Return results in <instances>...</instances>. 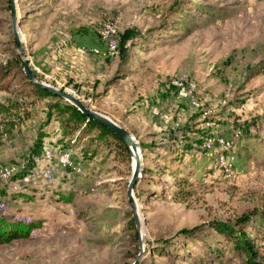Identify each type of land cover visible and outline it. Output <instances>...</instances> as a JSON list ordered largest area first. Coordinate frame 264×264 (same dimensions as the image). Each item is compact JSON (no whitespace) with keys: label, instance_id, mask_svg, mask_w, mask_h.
I'll return each mask as SVG.
<instances>
[{"label":"rangeland","instance_id":"rangeland-1","mask_svg":"<svg viewBox=\"0 0 264 264\" xmlns=\"http://www.w3.org/2000/svg\"><path fill=\"white\" fill-rule=\"evenodd\" d=\"M13 1L32 73L140 147L144 253L129 153L62 137L0 0V264H264V0Z\"/></svg>","mask_w":264,"mask_h":264},{"label":"water","instance_id":"water-1","mask_svg":"<svg viewBox=\"0 0 264 264\" xmlns=\"http://www.w3.org/2000/svg\"><path fill=\"white\" fill-rule=\"evenodd\" d=\"M10 5V19H11V26H12V34L14 38V46L15 49L20 56L23 64V74L28 79V81L32 84H35L39 86L42 89H45L47 92H49L53 96H57L65 101H67L69 104L74 106L81 114L89 117L92 121L106 127L110 132H112L118 139H120L125 147L128 150L129 156L131 158V162L133 160L134 164L130 169V179L127 184L126 189V198L128 206L131 210V218L135 226V230L138 236V247H139V254L137 256V260H139L143 253L144 248L142 245V237H141V226L144 225L145 222L142 217L141 213V206L137 204V199L134 195V189L136 187V184L138 180L142 176V156H141V149L136 144L135 139L131 135V133L122 125L117 123L116 121L112 120L111 118L100 114L96 111L89 110L87 107L84 106V104L78 100L75 96L68 94L66 92H62L42 81H40L31 71L29 63L24 55L23 52V46L22 41L19 37V25H18V17L15 10V5L13 0H9ZM132 264H136V262H133Z\"/></svg>","mask_w":264,"mask_h":264},{"label":"trees","instance_id":"trees-1","mask_svg":"<svg viewBox=\"0 0 264 264\" xmlns=\"http://www.w3.org/2000/svg\"><path fill=\"white\" fill-rule=\"evenodd\" d=\"M24 80L28 83V86L30 87L31 92H33L39 98H46V97L51 96L56 99H60L57 96L51 95L45 89H42L39 86L30 83L25 76H24ZM19 108H20V105L14 101L13 102L9 101L7 102V104L0 103V114L13 115L12 112L15 110H18ZM58 114L63 116L61 120L59 121L61 129H62V133H63L62 137H67L69 138L68 140L71 141L73 139L78 138L79 132H81L82 135L86 137L89 132H92V130L95 129L101 138L105 137L107 139L108 138L112 139V142L110 143H113L117 151L123 150L124 152H126V155H128V150L120 139H118L106 127L92 121L89 117L81 114L79 111H77L72 106H65L64 111L58 110ZM19 121L21 122V120ZM3 126L5 128V133L8 135H11L12 129L14 128V122L13 121L6 122V123L3 122ZM260 217L262 220H264V216H260ZM183 233L187 234L188 232L185 231ZM17 238H19V236L15 232H12V233L9 232L6 235L0 234V244L15 240ZM229 242L235 243V241L232 238L229 240Z\"/></svg>","mask_w":264,"mask_h":264},{"label":"bare ground","instance_id":"bare-ground-1","mask_svg":"<svg viewBox=\"0 0 264 264\" xmlns=\"http://www.w3.org/2000/svg\"><path fill=\"white\" fill-rule=\"evenodd\" d=\"M19 37H20V34H19ZM133 161V160H132ZM133 164H134V162H133ZM143 229V230H142ZM144 231V226L142 227L141 226V237H142V239H143V234H142V232Z\"/></svg>","mask_w":264,"mask_h":264}]
</instances>
